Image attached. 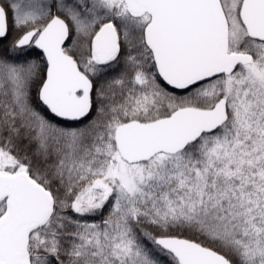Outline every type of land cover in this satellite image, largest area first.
Listing matches in <instances>:
<instances>
[{
	"label": "snow or ice",
	"instance_id": "1",
	"mask_svg": "<svg viewBox=\"0 0 264 264\" xmlns=\"http://www.w3.org/2000/svg\"><path fill=\"white\" fill-rule=\"evenodd\" d=\"M0 264H264V0H0Z\"/></svg>",
	"mask_w": 264,
	"mask_h": 264
},
{
	"label": "trees",
	"instance_id": "2",
	"mask_svg": "<svg viewBox=\"0 0 264 264\" xmlns=\"http://www.w3.org/2000/svg\"><path fill=\"white\" fill-rule=\"evenodd\" d=\"M33 57L36 58V59H38V60L42 59V57L41 56H38L36 53H33Z\"/></svg>",
	"mask_w": 264,
	"mask_h": 264
}]
</instances>
